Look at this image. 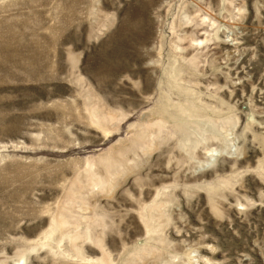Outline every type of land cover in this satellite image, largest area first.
<instances>
[{
	"label": "rangeland",
	"instance_id": "374dc122",
	"mask_svg": "<svg viewBox=\"0 0 264 264\" xmlns=\"http://www.w3.org/2000/svg\"><path fill=\"white\" fill-rule=\"evenodd\" d=\"M0 264H264V0H0Z\"/></svg>",
	"mask_w": 264,
	"mask_h": 264
}]
</instances>
